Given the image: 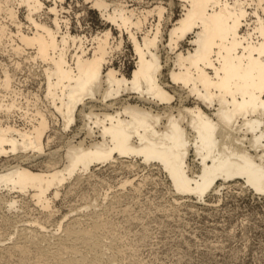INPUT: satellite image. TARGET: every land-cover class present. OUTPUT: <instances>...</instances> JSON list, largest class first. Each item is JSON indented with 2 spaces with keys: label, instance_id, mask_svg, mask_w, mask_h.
Returning a JSON list of instances; mask_svg holds the SVG:
<instances>
[{
  "label": "bare ground",
  "instance_id": "bare-ground-1",
  "mask_svg": "<svg viewBox=\"0 0 264 264\" xmlns=\"http://www.w3.org/2000/svg\"><path fill=\"white\" fill-rule=\"evenodd\" d=\"M64 1L0 0V54L17 58L12 69L0 61V157L41 155L57 122L70 130L78 114L89 122L84 125L88 136L96 129L101 141L88 147L70 143L61 167L55 162L46 170L23 164L3 168L0 189L28 194L50 210V193L59 197V188L75 175L107 162L139 159L163 168L180 195L201 200L218 183L237 180L264 195V0H179L183 14L168 31L165 47L174 55V69L163 66L159 52L162 3L137 14L123 0H85L112 27L89 39L71 31V21L62 15ZM156 17L157 23H150ZM113 27L120 33L117 44ZM125 35L136 57L129 75L112 60ZM184 42L192 48L185 49ZM24 64L36 70L35 92L26 89L29 79L19 77ZM166 77L177 86L174 95ZM99 102L105 104L102 115L88 106ZM192 155L200 166L196 176L189 167ZM3 201L9 210L17 205L13 199ZM91 218V229L76 227L74 218L65 236L56 238L59 250L51 253L57 263L112 264L119 257L112 250L118 244L105 243L109 237L116 242L114 228L98 216ZM105 233L111 235L106 240ZM45 234L32 235L30 243L50 246Z\"/></svg>",
  "mask_w": 264,
  "mask_h": 264
},
{
  "label": "rangeland",
  "instance_id": "rangeland-1",
  "mask_svg": "<svg viewBox=\"0 0 264 264\" xmlns=\"http://www.w3.org/2000/svg\"><path fill=\"white\" fill-rule=\"evenodd\" d=\"M123 1L131 7L130 10L136 9L137 14L162 3L166 10L159 54L163 66L174 69V55L165 47L168 44V31L183 14L180 1ZM46 4L49 6L52 2ZM62 7L65 9L62 15L71 21V31L74 34L81 33L91 39V36L95 37L105 29L112 28L105 25L106 22L97 10H90L91 4L85 0H65ZM25 15V11L21 9L20 18L27 28L29 23ZM157 19H150V23L156 24ZM77 22L82 25V29ZM9 27L13 32L16 31L11 24ZM113 33V42L117 44L120 41V33L115 27ZM186 43L184 42L185 49L192 48ZM113 56L114 67L119 69L123 66L129 75L134 68L136 57L126 35L122 47L115 49ZM15 59L17 60L9 54H0V61L11 69ZM27 65L24 64L19 77L22 80L29 79L26 89L35 92L38 89L34 76L36 70ZM32 75L34 77L30 78ZM164 75H168L167 70ZM165 80L172 87L169 91L174 95L177 86L172 84L168 77ZM110 100L105 104L113 101ZM100 103L88 106L95 107L92 109L94 113L102 115L105 113V104ZM174 106H178V101L174 102L172 107ZM88 111L87 109L86 114ZM109 113H113V109ZM17 121L18 125L23 123L19 119ZM85 122L87 124L88 120L78 114L76 124L67 131H64L62 121L57 122L55 129L48 134L51 138L45 153L40 155L27 152L23 156L30 158H21L23 154L16 157L1 156L0 171L18 164L34 170H46L48 164L49 167L56 163L57 167L63 166L65 153L70 145L82 143L88 147L95 141H101L96 129L92 130L93 136H88ZM51 162L54 163L51 165ZM189 167L191 174L195 176L200 172L199 162L193 155L189 160ZM59 191L57 198H54L53 192L50 193L49 198L53 199L52 208L44 210L28 194L0 189V200H5L3 203L12 199L17 202L13 210H9L5 204H0V264H59L53 259V254L59 250L58 245L54 243L58 242L56 238L65 236V229L68 224L73 225L74 218L79 220V223L75 224L76 227L91 229L92 215L98 216L103 224L108 223L114 228L112 234L115 238H112L116 239V242L109 240L110 237L106 238L111 235L105 233L104 236V240L107 239L106 245H111L113 241V246H119L116 245L112 249L113 252H120L118 258H111L114 261L112 264H264V195L254 192L243 180L228 184L220 182L215 191L198 200L192 195L177 194L167 172L158 164H144L139 159H122L94 166L80 176L75 175L64 183ZM39 232H46L47 239L52 241L54 246L50 241V246L41 243L38 247L33 242L30 243V237ZM11 246L15 249L3 250ZM36 246L41 250L38 251ZM22 249L26 251L24 255L20 253ZM78 249L82 253L80 247ZM42 250L45 253L41 252ZM112 250H108L107 254L111 256ZM107 258L105 257V260Z\"/></svg>",
  "mask_w": 264,
  "mask_h": 264
}]
</instances>
